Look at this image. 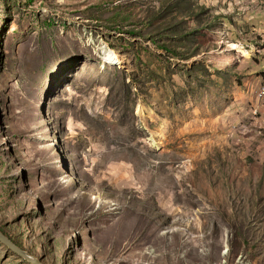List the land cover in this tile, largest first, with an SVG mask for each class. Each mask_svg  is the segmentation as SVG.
Listing matches in <instances>:
<instances>
[{
	"label": "rangeland",
	"instance_id": "rangeland-1",
	"mask_svg": "<svg viewBox=\"0 0 264 264\" xmlns=\"http://www.w3.org/2000/svg\"><path fill=\"white\" fill-rule=\"evenodd\" d=\"M263 89L264 0H0V264H264Z\"/></svg>",
	"mask_w": 264,
	"mask_h": 264
},
{
	"label": "bare ground",
	"instance_id": "bare-ground-1",
	"mask_svg": "<svg viewBox=\"0 0 264 264\" xmlns=\"http://www.w3.org/2000/svg\"><path fill=\"white\" fill-rule=\"evenodd\" d=\"M105 53L107 52L108 54L104 53L105 56V60L109 63V64H113L115 65L116 62L119 64L121 61L119 59V57H116L113 53L109 52V50L107 48H104ZM214 61L221 65V66H226L229 65L231 63V61L226 57V55H224V57L222 59H214Z\"/></svg>",
	"mask_w": 264,
	"mask_h": 264
},
{
	"label": "water",
	"instance_id": "water-1",
	"mask_svg": "<svg viewBox=\"0 0 264 264\" xmlns=\"http://www.w3.org/2000/svg\"><path fill=\"white\" fill-rule=\"evenodd\" d=\"M0 241L5 244L7 247H9L12 251L15 253L21 255L22 257L29 259V256L23 251L21 248H19L17 245H15L10 239H8L3 233L0 232Z\"/></svg>",
	"mask_w": 264,
	"mask_h": 264
},
{
	"label": "built area",
	"instance_id": "built-area-1",
	"mask_svg": "<svg viewBox=\"0 0 264 264\" xmlns=\"http://www.w3.org/2000/svg\"><path fill=\"white\" fill-rule=\"evenodd\" d=\"M263 93H264V89H263Z\"/></svg>",
	"mask_w": 264,
	"mask_h": 264
}]
</instances>
